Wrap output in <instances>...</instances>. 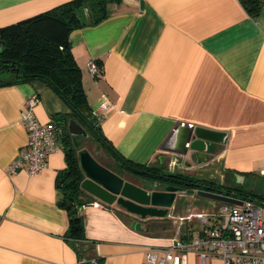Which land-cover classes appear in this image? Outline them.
Masks as SVG:
<instances>
[{"label":"crops","instance_id":"1","mask_svg":"<svg viewBox=\"0 0 264 264\" xmlns=\"http://www.w3.org/2000/svg\"><path fill=\"white\" fill-rule=\"evenodd\" d=\"M67 1L0 0V27ZM68 39L88 108L124 157L243 187L264 169V2L252 16L240 0H120L105 18L71 30ZM89 61L99 67L98 74L89 71ZM34 93L39 97L37 120L60 128L58 148L35 174L23 169L7 173L8 163L26 147L20 113ZM68 112L67 104L40 80L0 85V264H87L79 263L64 237L68 216L57 203V174L66 165L64 124L57 120ZM179 123L224 136L206 141L205 160L198 163L191 150L180 155L165 149ZM66 127L67 122L63 131ZM76 136L78 147H86L101 164L143 183L117 169L101 141L102 146ZM185 191L199 195L195 189L183 190L179 197ZM195 200L191 205L175 201L166 215L145 218L115 203L106 206L96 199L82 204L83 256H96L99 264H141L149 249L202 230L196 213H213L221 206L195 209ZM187 260L197 264L194 253ZM209 264L221 260L211 256Z\"/></svg>","mask_w":264,"mask_h":264},{"label":"trees","instance_id":"2","mask_svg":"<svg viewBox=\"0 0 264 264\" xmlns=\"http://www.w3.org/2000/svg\"><path fill=\"white\" fill-rule=\"evenodd\" d=\"M120 0H69L14 24L0 27V39L5 50L0 54V85L40 80L48 85L68 106V117L62 114L57 120L64 124L69 118L81 122L88 132L108 148L117 161V169L127 170L141 179L162 184H172L183 190L206 189L237 196L241 199L264 201V191L259 186L243 187L242 183L224 184L216 179L194 177L182 172H169L158 165L135 162L124 157L105 137L98 119L83 112L88 108L82 86L81 70L74 60L69 32L85 24L105 18ZM247 12L254 16L264 0H240ZM84 6L89 7L91 18L86 19ZM56 124V123H55ZM65 167L57 174V203L68 216L64 237L83 256L80 242L84 240V225L78 209L82 204L96 199L80 188L82 172L78 163L77 136L64 131L61 135ZM258 177H261L258 175ZM106 206L109 204L103 203Z\"/></svg>","mask_w":264,"mask_h":264},{"label":"built area","instance_id":"3","mask_svg":"<svg viewBox=\"0 0 264 264\" xmlns=\"http://www.w3.org/2000/svg\"><path fill=\"white\" fill-rule=\"evenodd\" d=\"M87 67L94 75L100 72L93 61ZM38 102L35 93L24 100L20 115L27 143L8 163L7 173L23 169L29 175L35 174L47 166L49 154L58 148L60 128L53 121L43 124L37 120L34 107ZM259 175L264 177V169ZM234 197L241 204L224 203L213 213H196L202 230L173 237L168 245L149 249L141 264H187L189 253L196 255L197 264H209L211 256L218 257L221 264H264V201ZM79 263L99 264L96 256H81Z\"/></svg>","mask_w":264,"mask_h":264},{"label":"water","instance_id":"4","mask_svg":"<svg viewBox=\"0 0 264 264\" xmlns=\"http://www.w3.org/2000/svg\"><path fill=\"white\" fill-rule=\"evenodd\" d=\"M84 14L86 19L91 18L89 7L84 6ZM4 50V42L0 39V54ZM82 110L86 115L91 114L87 107H83ZM66 129L73 136L87 135L83 126L75 118L68 119ZM223 136L224 132L221 131L179 123L172 130L165 149L167 152L180 155H185L191 150L197 162L200 163L205 160L206 141H222ZM78 163L82 172L80 188L86 194L109 205L118 204L141 218L166 215L183 192L179 186L157 181L150 182L142 179L141 185L135 184L97 161L86 147L78 149ZM194 192L216 199L221 204H241V201L233 195L206 189H195Z\"/></svg>","mask_w":264,"mask_h":264},{"label":"rangeland","instance_id":"5","mask_svg":"<svg viewBox=\"0 0 264 264\" xmlns=\"http://www.w3.org/2000/svg\"><path fill=\"white\" fill-rule=\"evenodd\" d=\"M87 138H91V140H93V142L97 145H101L102 144L98 141V139L96 138V136L92 133V132H87V135H86ZM250 180V181H249ZM246 181V183L244 184L245 187L249 186L250 188L253 186H259L260 189L262 191H264V177H256L254 180H251L249 179ZM190 192H184V197H178L176 199V202L177 204L178 203H182V202H186V204H192L193 203V199L196 201V203H194V208L195 209H198V208H209V207H213L215 206L216 204H218L220 201L216 200V199H213V198H210V197H206V196H200V195H196L194 196H191L189 194ZM194 197V198H192Z\"/></svg>","mask_w":264,"mask_h":264}]
</instances>
